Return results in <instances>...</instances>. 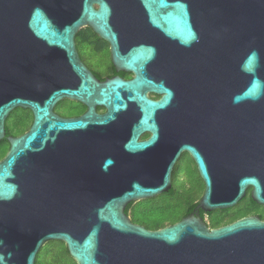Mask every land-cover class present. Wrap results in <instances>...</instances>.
Listing matches in <instances>:
<instances>
[{
  "label": "water",
  "instance_id": "water-1",
  "mask_svg": "<svg viewBox=\"0 0 264 264\" xmlns=\"http://www.w3.org/2000/svg\"><path fill=\"white\" fill-rule=\"evenodd\" d=\"M85 25L111 44L118 66L136 71L134 79L99 83L76 64L75 35ZM137 34L173 52L175 93L145 75L153 47L118 50V35ZM148 89L163 95L153 101ZM62 95L108 112L59 120L50 108ZM173 97V131L158 141L154 113ZM126 101L136 106L120 123L136 121L127 138L119 124L108 127ZM16 108L29 109L33 121L7 136ZM89 122L96 127L87 130ZM78 129L85 130L61 134ZM143 130L152 134L139 142ZM3 139L0 264H35L50 240L62 241L76 264H264L259 216L210 229L191 214L149 229L125 211L171 190L182 152L204 183L194 210L231 208L248 191L264 206V0H0Z\"/></svg>",
  "mask_w": 264,
  "mask_h": 264
},
{
  "label": "flooded vegetation",
  "instance_id": "flooded-vegetation-1",
  "mask_svg": "<svg viewBox=\"0 0 264 264\" xmlns=\"http://www.w3.org/2000/svg\"><path fill=\"white\" fill-rule=\"evenodd\" d=\"M119 38V49L122 54H127L133 47H136L140 44L151 46L154 48L155 53L153 59H151L145 66V75L156 81V82H162L165 87L169 88L172 93H175V88L173 85V78H174V70L173 67L171 66V63L173 62V52L171 49H167L165 47V43L163 41H156L152 38V36L148 37H140V34L134 35L132 38L134 39L133 41H128L127 37L118 35ZM122 38L127 39L126 41H122ZM131 38V37H130ZM75 48H76V53L77 57L79 60H75L76 64L79 66H84L85 73L88 75H91V77L94 79V81H97L99 83H103L105 81H109L111 79L119 78L122 79L123 81H131L137 76L136 71L133 69L125 68V67H120L118 66L114 60H113V55H112V50H111V44L103 39L100 35H98L90 26L85 25L82 26L79 31L75 35ZM166 62H169V68L166 69ZM69 73L71 76L76 77L75 73L72 72L71 69H69ZM146 96L153 100L157 101L159 100L163 95V93L155 90L148 89L145 92ZM122 97L125 99L126 98V93L122 92ZM173 102H174V97L170 101V104L167 108L165 109H158L154 113V120H155V125L157 128V136H158V141L161 140L162 137H164L165 133L169 131L171 133L173 131V118H171V113L173 111ZM127 107L124 110H121L115 114V117L113 120H111L108 123V127L112 128L115 124H119L120 126L118 127L119 129V134H125L127 138L130 133L131 129L133 127L134 122H130L128 124H120L123 122L130 114L131 112L135 109V105L131 102L126 101ZM16 109H23V108H16ZM15 110V109H14ZM13 110V111H14ZM26 112H28L29 115V124L27 128L22 131L21 133H12L9 134L7 133V128L9 125L7 124L8 118L12 115L13 111L9 114L6 123H5V128H6V135L7 136H20L23 133L27 132L32 124L33 121V114L29 109H23ZM91 110V116L86 117V114ZM51 114L55 115L59 120L62 121H67V120H86V121H93L96 119L98 116L105 115L108 112V108L106 106H102L99 104L95 103H86L81 101V99H77L75 97H70L68 95H62L60 98L56 100V102L51 106L50 108ZM167 112L169 113V126L167 127L166 124V114ZM96 125L93 123L89 122V124L86 126L87 130H91L95 128ZM10 128V127H9ZM85 130V129H84ZM83 130V131H84ZM80 129L78 130H69V131H62V135H75L77 133L83 132ZM152 132L150 130H143L139 131L137 134V141H145L149 139L151 136ZM6 140V139H3ZM2 140V141H3ZM7 141V140H6ZM9 147V145H8ZM8 151V149H7ZM6 151V153H7ZM5 153V154H6ZM5 156V155H4ZM3 156V157H4ZM2 157V158H3ZM1 158V159H2ZM184 158H188L193 167L195 172L198 173L196 164L192 157L187 153V152H182L177 163L179 162L182 163L181 160ZM0 159V160H1ZM176 163V164H177ZM173 173V172H172ZM199 175V173H198ZM204 190V189H203ZM249 192V191H248ZM247 192V193H248ZM203 193V191H202ZM202 193L200 197L196 200V203L198 200L201 198ZM194 214L196 216H201L203 221L207 224V226L211 228H215L211 226V213L210 212H205L202 210H194L191 211L188 215ZM254 216H258L257 214H250ZM250 215H245V216H250ZM244 217V216H242ZM241 218V217H240ZM237 220V219H235ZM232 222V221H231ZM230 223V222H228ZM225 223V224H228ZM223 224V225H225ZM222 226V225H220ZM219 227V226H218Z\"/></svg>",
  "mask_w": 264,
  "mask_h": 264
},
{
  "label": "trees",
  "instance_id": "trees-1",
  "mask_svg": "<svg viewBox=\"0 0 264 264\" xmlns=\"http://www.w3.org/2000/svg\"><path fill=\"white\" fill-rule=\"evenodd\" d=\"M27 128V127H26ZM26 128H23L21 130H19L18 132L13 131L11 128H7V133L12 134V133H21L22 131H24ZM2 146V147H1ZM0 147L3 148L1 151V155H0V159L5 155L7 149H8V142L6 140L0 141ZM4 147L5 150H4ZM196 175L198 176V179L202 182L203 187L202 190L199 193H194L190 190L191 193H194L195 195H191V198L189 199H183V195L184 192L178 193V190L174 188V185L172 184V188H170L171 190L167 193H163V195H165L169 200H165V201H169L166 203H163L162 205H146L145 210L143 211L142 214H140V207L143 206V204H140L141 201H137V202H131L127 207H126V213L128 214V216H130L131 221H133L134 223H138L140 225L145 226L146 228L149 229H159L162 228L164 226L173 224L179 220H181L183 217H185L186 215H188L191 211H193V209L196 206V200L200 197L203 189H204V183L202 181V179L200 178V176L198 175L197 172H195ZM180 179V178H179ZM188 189H186L185 191H189ZM182 195V196H181ZM185 197V196H184ZM247 200L250 204V208L247 209V211L239 213V214H234V215H226L225 217L221 216V217H214L213 215L215 214V212H222L225 213L228 209L225 210H214L211 213V219H210V223L212 227H218L220 225H223L225 223L234 221L235 219H238L242 216L245 215H250V214H257L262 220H264V214H262L261 212H259L258 210H256L254 207L257 206L258 204L255 203L251 197H250V192L247 193V195L241 200V201H245ZM164 201V202H165ZM174 201V202H172ZM141 215H143L141 217ZM60 243L62 244V252L67 254V256L69 258H71L66 245L60 241ZM39 253V252H38ZM73 260V264H76V262L74 261L73 258H71ZM53 262H55V264H60L59 259L55 258L53 259ZM35 264H40L38 261V255L36 257V262Z\"/></svg>",
  "mask_w": 264,
  "mask_h": 264
},
{
  "label": "rangeland",
  "instance_id": "rangeland-1",
  "mask_svg": "<svg viewBox=\"0 0 264 264\" xmlns=\"http://www.w3.org/2000/svg\"><path fill=\"white\" fill-rule=\"evenodd\" d=\"M29 115L28 112H26L23 109H15L12 113V115L8 118L7 124L9 127L15 131L18 132L19 130L26 128L29 124ZM2 147V146H1ZM0 147V155L2 153V149ZM6 147H4L5 150ZM2 150V151H1ZM182 163L179 164V162L175 165L173 173H172V184L174 185V188L178 190V193L184 192L183 199H189L191 198V195H195L194 193H199L202 190L203 184L198 179V176L195 173L194 167L191 163V161L188 158H184L181 160ZM180 178V179H179ZM194 193H191L190 190ZM188 189L189 191H185ZM182 196V195H181ZM185 196V197H184ZM169 200L165 195L160 194L158 196L152 197V198H145L140 200V204H143V206L140 207V214L143 213L145 210L146 205H162L163 203L169 202L165 201ZM165 201V202H164ZM174 202V201H172ZM250 208V204L247 200L240 201L235 206L229 208L225 213L222 212H215L213 215L214 217H225L226 215H234L239 214L242 212L247 211V209ZM256 210L264 214V206L258 204L254 207ZM216 211V210H215ZM143 215H141L142 217ZM62 244L58 240H50L47 241L42 248L40 249L38 253V261L40 264H55L53 262V259L57 258L59 259L60 264H73V260L67 256V254L62 252Z\"/></svg>",
  "mask_w": 264,
  "mask_h": 264
}]
</instances>
